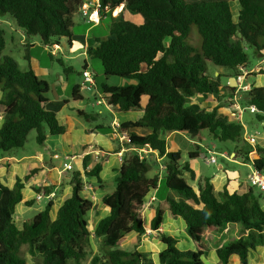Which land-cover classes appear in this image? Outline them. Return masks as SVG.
<instances>
[{"label": "trees", "instance_id": "obj_1", "mask_svg": "<svg viewBox=\"0 0 264 264\" xmlns=\"http://www.w3.org/2000/svg\"><path fill=\"white\" fill-rule=\"evenodd\" d=\"M100 16L110 14L107 37L98 38L96 45L87 48L90 57L100 60L103 81L100 92L106 103L118 111L142 109L136 121L120 124L121 133L128 132L126 145L147 148L165 157V186L175 193L166 204L173 220L182 219L195 249L178 247L179 237L159 231L165 208L157 206L149 229L159 233L164 248L158 252L159 264H208L202 259L204 232L222 231L228 225L239 224V236L225 241L216 249L221 264H228L231 255L240 264H248V252L258 244L256 232L264 231V209L261 193L253 186L242 193L224 187L218 195L213 192L209 178L197 180L196 188L183 177L195 174L188 161H182L181 151L170 150L162 132H181L200 142L202 132L208 130L220 141H231L235 151L255 172L264 174V146L249 145L243 138V125L238 120L194 102L195 96L214 95L220 99L221 77H237L247 66L246 49L252 48L257 57H264V0H98ZM238 4L235 19L232 2ZM81 0H0V16L9 17L28 36H38L43 45L60 44L70 39L75 26L74 15ZM122 9L134 11L141 22L119 20L111 13ZM118 13V12H117ZM104 16V17H103ZM196 26L201 38L199 46L191 41ZM5 32L0 28V106L3 107L0 125V150L22 147L31 130L36 140L44 144L48 135L64 133L55 112L48 110L50 86L39 78L26 57L27 69L4 55ZM60 64L62 60L57 58ZM226 68L228 73L207 75V64ZM86 65H83V69ZM263 73V70H261ZM110 76L125 78V85L108 83ZM229 90H233L227 86ZM72 99L80 100L76 85ZM143 97H147L143 104ZM243 107L255 106L257 121H264V85H251L239 98ZM151 128L149 134H137L133 128ZM189 159L196 157L189 152ZM151 161L131 153L123 158L114 189L102 197L109 214L101 218L93 232L88 228L87 214L92 201L82 195L83 175L98 177L100 164L91 170L72 169V192L50 216L51 202L32 218L18 226L14 220L16 205L22 201V190L30 186L36 193L50 192V178L39 179L41 166L28 165L22 177L8 187L0 181V264H81L88 254L91 235L100 238L101 251L89 264H154L145 252L119 247L121 239L130 233L142 235L146 225L142 215L145 198L156 189L158 174L149 176ZM99 183L101 180H98ZM34 200L25 201L31 206ZM23 247L40 262L29 263L22 254Z\"/></svg>", "mask_w": 264, "mask_h": 264}, {"label": "crops", "instance_id": "obj_2", "mask_svg": "<svg viewBox=\"0 0 264 264\" xmlns=\"http://www.w3.org/2000/svg\"><path fill=\"white\" fill-rule=\"evenodd\" d=\"M238 8H239L238 4L236 3V5L234 6L236 14L238 12ZM109 15L110 14H108V16ZM112 16L117 17V14H113ZM76 17L78 20H80L83 23L84 26L80 27L79 24L76 23V21H74L75 24L78 25V29L81 30V32L80 33L73 32L72 37L70 39H67L68 50L71 52H75L79 49H85L87 54V48L96 45L97 44L96 40L98 38L105 39L107 37V33H99L100 35H96V34H91V30L102 25L105 28H107L109 22L104 25V23L106 22L105 19L107 18L105 19L101 18L99 24L97 25L91 24L81 15L79 10L76 13ZM1 18L5 19L6 17H1ZM84 23H90L91 25L85 28ZM101 31L104 32V28ZM22 33L23 35H25L24 32ZM34 43H35L34 41H30L28 43L24 42L26 47H30L34 45ZM74 44H78L79 46L72 51V46ZM43 46L44 48L51 47L52 52L53 51L57 52V50H59L60 48L59 44L58 45L55 44L53 46H48V45H43ZM25 56L29 58L28 64H30L35 74L39 78L46 81V79L40 77L39 75L46 73V69L42 67L43 64L41 63V61L36 59L35 57H32L30 52H26ZM257 59H258L257 64L254 67L249 68L250 70H255V69L260 70L262 67H264V57L261 58L257 57ZM85 65L87 67L88 63H85ZM240 69L241 71L243 69L246 70L247 73L250 72L247 66ZM220 72H222L223 74L228 73V71H222V70ZM224 78L225 81L224 82L221 81V87H220L221 91L219 93L221 95L220 99H218L214 95H209L205 97V99L204 97L201 96L202 101L198 103L207 110H211L214 107L218 106V112L228 116L230 120H237V119L241 120L240 110L243 106L240 104L239 98L241 97L242 91L248 90L250 86L253 84H249V83L245 84L244 83L245 80L239 82L237 80V77L231 75H227ZM67 79L68 78H66L65 80L59 75H57L56 79L52 82V88L50 87V91L48 94V101L45 104V107L48 110H52L55 112L58 123L63 125L65 128L64 133L59 135H48L44 141V144H42V151H38L34 155L33 154L22 155L18 158L12 155L0 157V181L4 185H7L8 187H12L16 181V178L23 176L25 168L28 165L43 167L44 173L46 175L41 173V175H39L38 178L41 179V177H43L46 180L48 177L52 180L53 188H51L50 192H45L44 194L45 196L48 197L50 193H54L53 199L51 200L47 199L48 202L52 203L50 209V216L52 219H54L59 206L63 203V201L67 197L70 196L72 192V184L70 182L71 172L68 173L64 172L65 170L60 171V167H58V164L54 162L52 159H60L61 162L63 163L67 155L73 156L74 158L72 160V165H73L72 169H76V170L79 169L82 171L84 170V172L91 170L96 164H100L98 177L84 173L82 179L83 180L82 195L90 199L92 201L93 206L95 202L97 205L95 210H92L93 208L92 206L90 210L91 213L89 214V216L87 215L88 228L91 232H93L98 221L109 214V208L102 203V197L106 193H108V192L104 193L105 188L109 186V183L115 180V177L118 175L123 158L129 156L131 153H136V151H138L137 153H140L139 150H137V148L128 147L126 145L127 141L125 140V138L119 137L115 139L112 135V129H113L112 125L115 123L121 124L127 121H136L142 116L143 110L133 109L130 111H118L114 107L109 106L104 99L102 103L106 104L107 111H109L111 115V120L108 125L109 130L106 133L102 132L103 125H96L90 128L89 126L83 123L82 118L83 117L91 118V119L97 118L99 116V113H101L102 109L97 110L96 113L92 115L91 114L89 115L86 111V107H84V105L82 104L83 101L82 89L83 87L84 88L86 87L85 89L92 91L93 94L92 107L94 108L95 105L99 104L96 94H98V97L101 98L100 89L98 88L89 89L86 83H84L83 86H81L80 83H73L69 85V81ZM48 84L50 86L49 82ZM76 85L79 87V91L81 93L82 99L80 100H74L71 97L72 88ZM227 86L234 89L229 90ZM243 86H247V88L244 89L242 88ZM51 90H53V92ZM146 99L147 97H143V104L146 102ZM0 107H1L0 109V125H1L3 119L1 111L3 110V107L2 106ZM260 125L263 126L262 132L256 131L254 134L246 131L243 132L244 140L251 146L253 145L264 146V121H262ZM131 131L142 135V134L151 133L152 129L147 127H140V128H133ZM245 136H251L252 138H254V140L252 142H248L245 139ZM161 137L165 139L167 143V147L170 150H179V147H177L178 145L176 144L177 141H182L183 144H186L185 151L181 152V155L183 162L188 161L190 168L193 170L195 174V179L192 180L190 178L189 173L185 172L188 174L191 180L190 185L193 186L194 188H196V183L198 179L206 178V177L209 178L213 186V192L216 195H218V193L224 187H226L230 192H236V193H242L248 190L250 187H252L249 182V177L253 175L255 171L252 169L251 165L249 163L244 162L238 154L235 155V151H237L239 147L234 142H232L231 149H224L221 152V155L223 157L231 158L232 160H234L235 163H240V161L244 162L248 166L249 172L246 173L245 175L246 179L244 180L241 179V170H239V168L237 170L228 169V168H224L221 164L218 165V170L214 171L210 175L207 174L205 175L200 167V164L196 160V158L200 154L198 150L200 146L197 141L191 139L187 134L176 131L162 132ZM48 143H50V146L48 145ZM55 149H57L58 151L54 152L53 158L52 156H50L52 159L45 158L44 152H49L51 155L53 153V150ZM139 149H141L143 153H146L145 156H147V158L151 161L152 167L150 171L151 174L149 172L150 177L158 174L157 172H155V170H153L154 169L153 165L155 164L159 165V168L163 169L164 171V161H165L164 156H161L157 151L151 149H147V148H139ZM189 152H195L196 157L193 159H189L188 157ZM56 154L58 155L57 158H55ZM212 156L213 154H211L209 157L204 155L206 163L212 164L211 162L208 161V159ZM217 162L218 161L216 158V162L214 163ZM99 179L101 180L100 183L98 181ZM254 188L259 190L261 195L262 193L264 194V190H260L257 187ZM157 189L158 186L156 189L150 190L147 197L145 198V205L142 211V215L146 225V231L142 235L145 236L146 233H151V232H156L159 235L157 231H153L149 229V224L154 216L156 207L162 206L163 208H165V213H164L163 223L159 228V231L168 235L179 237L180 239V242L178 243L179 248L195 249L196 246L190 240L186 232L184 221L180 218L177 220H173L169 216V211L165 200L168 196L175 197V195L173 193L170 194L167 193L162 199H159L157 197L158 194ZM34 194L37 193L30 186H26L22 190V196H23L22 201L16 205V210L18 209L17 213H19L20 216L24 215L25 208L30 207L25 205L24 202L28 200H35L33 199ZM262 196L264 197V195ZM261 203L264 209V203L263 202ZM102 204L108 210L106 208H103ZM16 210H15V214H16ZM15 214H14V220H15ZM91 216H93L92 219H90ZM176 223H179L181 229L180 234L177 233L178 235H176V233H173L172 231ZM231 227L241 228L239 224H233V225H228L227 227L222 229V231L206 230L204 232L202 249L205 251V255H203L202 259L204 260L205 263L210 264V261H207V257L208 259H210L212 257L211 254L216 253V249L222 246L225 240L221 241V236L225 231H227ZM164 231H171V233L169 234ZM130 235H132V233L128 234L126 237ZM97 240L100 242V238H97ZM206 240H208L209 244H207ZM259 246H262V244H260ZM163 248H164V244L161 242V248L157 251V254ZM249 255H250V250L248 252V262H249ZM233 258L236 260V262L239 261V257L237 255H231L229 258V263L230 260ZM217 263L221 264L219 258Z\"/></svg>", "mask_w": 264, "mask_h": 264}, {"label": "rangeland", "instance_id": "obj_3", "mask_svg": "<svg viewBox=\"0 0 264 264\" xmlns=\"http://www.w3.org/2000/svg\"><path fill=\"white\" fill-rule=\"evenodd\" d=\"M236 3H237L236 1L232 2V8H233L232 10L234 11L233 13H234L235 19L237 17L236 11L234 9V6L236 5ZM117 9L119 11H117L118 13L116 14L119 20H131L136 23H140L142 20L141 16L138 13L127 10V9H122V5L116 8L112 12V15L115 14V11ZM8 18L9 17H6L5 19H3L0 17V28H2L5 32V48L3 50V54L13 57L17 61L21 69L28 68L25 55H26V52H30L32 57H35L36 59L40 60L41 63L43 64L42 67L46 69V73L39 74V75L40 77H43L44 79H46V81L50 83L51 88H52V82L56 79L57 75H59L65 80L66 78H68L67 80L69 81V85L73 83H80L81 86H83L84 85V78L82 76L83 65H85V63H88L86 69L92 74L93 79H95L96 88L100 89V84L103 81V71H102V65L99 59L90 57L88 54H86L85 49H79L75 52L69 51L68 44H67V38H64V37L60 40L59 50H57V52H54V51L52 52L51 47L44 48L38 36H28L26 34L23 35L22 29L16 25L13 19L9 18V21H8ZM104 19L106 20L104 25L110 21V17L108 15L104 17ZM74 21H76V23H78L80 27L84 26L83 23L77 19L76 14L74 15ZM84 24H85V28L91 25L90 23H84ZM103 28H104V32L101 31L103 30ZM73 32L74 33L81 32V30L78 29L77 24H75L73 28ZM99 33H107V28H105L102 25V26H98L91 30V34L100 35ZM190 37H191V41L196 46L200 45L201 38L197 32L196 26H193ZM30 41H34L35 42L34 45L30 47H26L24 42L28 43ZM78 46H79L78 44H74L72 46V51L75 50ZM246 54H247V59H248L247 67H248V70H250L249 68H252L257 64L258 59L254 55L253 49L250 47L246 49ZM57 58L62 60L63 64H60ZM221 70L228 71L226 68L219 67V66L214 65L211 62H208L207 75L211 77L216 76L217 73ZM261 70H263V73H261ZM243 80H245L244 81L245 84L249 83L255 86L264 85V67H262L260 70L259 69L250 70V72H248L245 75V78ZM107 81L108 83H111V84L125 85L131 80L121 78V77L110 76ZM221 81L224 82L225 78L221 77ZM85 88L83 87L82 89V95H83L82 104L84 105V107H86L87 113L89 115L90 114L92 115L96 113L97 110L102 109V111L101 113H99V116L97 118L91 119V118L83 117L82 121L85 125L89 126L90 128L96 125H103L102 132L106 133L109 130L108 125L111 120V115L109 111H107L106 104L102 103L104 100V97L101 94V98H99L98 94H96L99 104L95 105V108H94L92 107V99H93L92 91H89ZM51 91L53 92V90ZM193 101L201 102L202 97L200 95L195 96L193 98ZM240 113H241V120H238V119L237 120L240 121V123L243 125V132L246 131V132L254 134L256 131H259V132L263 131V126L260 125L261 122L256 120L254 112H251L249 108L242 107L240 110ZM176 144L178 145L177 147H179V150H181V152L185 151L186 144H183L182 141H177ZM198 144L200 146L198 149L200 154L196 158V160L200 164V167L205 175L206 174L210 175L214 171L218 170V165L221 164L224 168H228V169L237 170L239 168V170H241V179L243 180L246 179L245 175L247 172H249V168L244 162L240 161V163H235L234 160H232L231 158L223 157L221 155V152L224 149H231V145H232L231 141H220L218 139H215L208 130H204L202 132V139L200 142H198ZM48 145L50 146V143H48ZM137 150L141 152V149L137 148ZM38 151H42V144H39L37 142L36 131L33 129L29 132L27 136V140L22 147L14 148L8 152H3L0 150V157L12 155L18 158L22 155H32V154L34 155ZM57 151H58L57 149L53 150V153L51 155L49 152H44L45 158L52 159L54 152H57ZM211 154H213V156L217 158V161H218L217 163H212V164L206 163L204 155L209 157ZM50 156H52V158ZM52 160L58 164V167H60V171H61L62 170L61 160L60 159H52ZM181 163H184L183 160L181 161ZM153 167H154L153 170H155V172H157L159 176L157 197L159 199H162L167 193L169 194L173 193L175 195L173 191H170L165 186L163 169H160L159 165H156V164L153 165ZM64 172L68 173L69 171H64ZM183 177L186 179L187 183L190 185L191 180L188 174L185 173ZM114 187H115V182L112 181L111 183H109V186L105 188L104 193L111 192ZM262 195L264 194L262 193ZM35 196L36 194H34L33 199H35ZM47 199L48 197L45 196L39 201L34 200L33 204L30 207L25 208L23 216H20V214L17 213L18 212V209H17L16 214H15L16 224L18 226H21L23 221L32 218L36 213H38L39 211H42L47 205V202H48ZM261 202L264 203L263 196H261ZM96 206L97 205L95 202L92 210H95ZM102 206L103 208H106L103 204ZM90 213L91 212L89 211L87 215L89 216ZM92 217L93 216H91L90 219H92ZM172 231L173 233H176V235L180 234L181 229H180L179 223H176L174 225V229ZM164 232L169 233V234L171 233V231H164ZM240 232H242V228L231 227L223 233V235L221 236V241L222 240L226 241V240H231L233 238H236L237 236H239ZM254 234H255V239L257 240L258 244L254 250L250 249L248 264H264V237H263L264 231L260 233L256 232ZM206 242L207 244H209L208 240H206ZM260 244H262V246H259ZM119 246L121 248L131 250V251L136 250L139 252H145L146 254L149 255V257L152 259L154 264H159L157 251L161 248V241H160L159 235L156 232L146 233L145 236L132 233V235L121 239L119 242ZM87 250H88V254L85 257V259L82 260L81 264H89L91 257L94 254L100 253L101 251L100 242L97 240V238L94 235L91 236L90 244ZM22 254L29 263L41 261L40 255H36L35 257L31 256L27 252L26 247H23ZM211 255L212 257L210 259H208L207 257V261H210V264H218L217 263L218 258L216 256V253H213ZM68 264H74V263L72 261H69ZM97 264H100V263H97ZM229 264H240V262L239 261L236 262V260L233 258L230 260Z\"/></svg>", "mask_w": 264, "mask_h": 264}, {"label": "built area", "instance_id": "obj_4", "mask_svg": "<svg viewBox=\"0 0 264 264\" xmlns=\"http://www.w3.org/2000/svg\"><path fill=\"white\" fill-rule=\"evenodd\" d=\"M99 1L98 0H82L79 6V12L81 13V15L91 24L97 25L100 23L101 20V16H100V11H99ZM247 74V71L242 70L241 74H239L237 76V80L239 82H242L243 79L245 78V75ZM82 76L84 78V83L87 84L89 89H96V83H95V79H93L92 74L87 70V69H83L82 70ZM240 79V80H239ZM242 88H247V86H243ZM249 110L251 112H255L256 108L255 106L251 105L248 107ZM238 118V117H237ZM120 124L115 123L112 125V135L113 137L119 138H125L126 141H128V132H123L121 133L119 130ZM245 139L248 142H252L254 140V138H252L251 136H245ZM145 152V151H144ZM146 153H143L142 151L139 153L140 157H145ZM58 155H55V158H57ZM73 156H66L65 157V161L62 163V170L65 171H70L73 168L72 165V160H73ZM209 162L214 163L216 162V158L214 156L210 157L208 159ZM249 182L251 186L257 187L260 190H264V175L258 172H255L253 175H251L249 177ZM43 197H45L44 193H37L35 196V200H40ZM54 197V193H50L48 195V199L51 200Z\"/></svg>", "mask_w": 264, "mask_h": 264}, {"label": "bare ground", "instance_id": "obj_5", "mask_svg": "<svg viewBox=\"0 0 264 264\" xmlns=\"http://www.w3.org/2000/svg\"><path fill=\"white\" fill-rule=\"evenodd\" d=\"M117 11H119L118 9L115 11V14L117 13ZM77 46V45H76Z\"/></svg>", "mask_w": 264, "mask_h": 264}]
</instances>
